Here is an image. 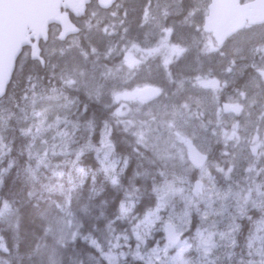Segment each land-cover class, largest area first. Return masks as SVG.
Wrapping results in <instances>:
<instances>
[{"label":"rangeland","instance_id":"obj_1","mask_svg":"<svg viewBox=\"0 0 264 264\" xmlns=\"http://www.w3.org/2000/svg\"><path fill=\"white\" fill-rule=\"evenodd\" d=\"M208 3L118 0L109 11L91 7L79 21L82 35L44 44L51 76L76 92L32 78L23 105L0 100V183L10 123L29 136L30 157L63 167L67 154L73 159L81 152L74 141L81 128L79 100L91 98L113 105L119 114L145 118L140 138L150 154L146 158L163 171L158 182L149 181V204L138 208L144 197L133 185L135 179H148L132 177L120 202V224L111 221L102 241L100 234L79 232L80 222L65 209L63 235L88 239L101 264H264V236L239 221L247 204L264 206V91L257 77V69H264V25L247 26L218 47L202 30ZM28 56L29 51L22 54L21 62ZM147 85H155L159 97L143 102L138 93ZM221 101L230 104L229 111ZM190 144L205 154L221 147L212 169L195 176L187 156ZM112 154V148L102 147L103 173L109 175L104 178L126 165L123 158L113 163ZM124 177L110 178L119 184ZM168 221L181 237L179 245L166 239ZM251 244L260 263L244 250Z\"/></svg>","mask_w":264,"mask_h":264},{"label":"trees","instance_id":"obj_2","mask_svg":"<svg viewBox=\"0 0 264 264\" xmlns=\"http://www.w3.org/2000/svg\"><path fill=\"white\" fill-rule=\"evenodd\" d=\"M96 5V0H90L80 15H72L73 19L87 18L89 9ZM51 38L58 39L54 24L50 25L48 38L42 44ZM84 48L87 50V45ZM21 57L3 97L12 107L23 105V96L32 78L41 85L53 84L40 62L30 56L21 62ZM81 102L87 109L80 119L83 123H94L96 104L85 98ZM79 138L87 139L81 135ZM29 141L26 133L12 123L8 125L2 164L6 170L0 183V264H99L98 251L88 239L78 236L69 240L63 235L61 224L65 209L80 222L79 232L95 236L100 233L99 225L104 229L109 215L115 213L121 195L113 193L102 178L90 171H95L90 151L83 150L73 168L67 166L61 170L46 163L47 159L41 162L30 157ZM69 160L72 154H67L66 161ZM78 166L86 167L82 175L75 170ZM149 192L150 188L147 195Z\"/></svg>","mask_w":264,"mask_h":264},{"label":"water","instance_id":"obj_3","mask_svg":"<svg viewBox=\"0 0 264 264\" xmlns=\"http://www.w3.org/2000/svg\"><path fill=\"white\" fill-rule=\"evenodd\" d=\"M88 1L0 0V97L6 90L22 48L31 44L32 58H39L43 62L39 55V41L48 36L49 24L55 22L60 25L61 39L77 33L79 27L72 22L69 13L77 14L84 9ZM112 2L113 0H97L102 9L110 7ZM62 7L68 12H61ZM246 21L264 22V0H254L244 4L239 0H212L203 29L212 33L217 44L221 45L234 32L241 29ZM259 74L264 80V70H259ZM157 94V89L149 86L141 91L140 96L142 99H151ZM223 106L225 110L230 108L227 103ZM188 154L191 161L198 166L207 158L194 146L188 147ZM166 233L171 242H178L179 237L171 222L166 224Z\"/></svg>","mask_w":264,"mask_h":264},{"label":"flooded vegetation","instance_id":"obj_4","mask_svg":"<svg viewBox=\"0 0 264 264\" xmlns=\"http://www.w3.org/2000/svg\"><path fill=\"white\" fill-rule=\"evenodd\" d=\"M238 34L239 33L235 34L234 36ZM41 54L43 55L42 50H41ZM44 58H45L44 65L46 69L49 71L48 69L49 59L48 57L45 56ZM257 77L260 79L261 86L264 91V83L259 76ZM53 78L56 79L53 75L51 76V73L49 71L48 80H50V82L55 81L57 85L55 83L54 86L59 87L58 89H60L62 85L60 84L59 79L53 80ZM58 83L60 86L58 85ZM222 103L223 101H221V105ZM95 104L97 108L95 110V117H94L95 122H94V131H93V137H94L93 157L95 164L94 174L100 178L109 176L108 174L103 173L105 168L101 159V151H102V147L112 148L113 149V154L111 155L112 162L117 163L118 158H123L125 160L126 165L118 173L110 177L113 176L123 177L124 175L125 177L122 178V180H120L119 184L114 183V181L110 177L105 178L106 184L113 193L116 194L118 192L122 196L123 195L122 188L128 184V180H130L132 177L146 178L151 173L148 167V160L146 158L147 153H145L143 139H141L144 137L142 134V123L141 122L124 123V122L112 121V119H115L117 117V115L114 112V106L113 105L106 106L98 101H96ZM106 140L108 142H106ZM213 150L214 151L211 154H207L208 160L206 161L205 164H203L201 167H194L192 169V171L195 173V176L198 171L210 167L212 164L211 163L212 160L217 161L220 158V153L222 152L221 147L220 146H217L216 148L213 147ZM210 169L212 168L210 167ZM135 183L136 185H138L137 182ZM241 187L242 189H248L247 187H243V186ZM255 198L256 197H254V199ZM138 208L142 209L143 203H141L138 206ZM243 212H244V219L239 218V221L243 222L244 226L249 227V229L253 226V232H255L256 235L264 236V206L261 203H258V205H256V203L254 202L252 204L249 203L245 206ZM262 216H263V220H262ZM251 232L252 231H250L249 233ZM242 235L239 238V240L240 243L242 242V245H244L247 240ZM248 249L252 253L253 260H255L257 263H260L261 254L256 252L257 250L255 249L254 245L252 244L251 246L246 245L244 250H248ZM243 257H247V255ZM123 264H128V263H123Z\"/></svg>","mask_w":264,"mask_h":264},{"label":"bare ground","instance_id":"obj_5","mask_svg":"<svg viewBox=\"0 0 264 264\" xmlns=\"http://www.w3.org/2000/svg\"><path fill=\"white\" fill-rule=\"evenodd\" d=\"M243 141V140H242ZM242 141H240V142H242Z\"/></svg>","mask_w":264,"mask_h":264}]
</instances>
